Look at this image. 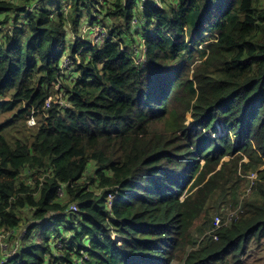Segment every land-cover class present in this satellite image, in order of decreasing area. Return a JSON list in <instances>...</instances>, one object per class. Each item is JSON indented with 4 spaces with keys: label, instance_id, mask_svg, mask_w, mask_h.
I'll use <instances>...</instances> for the list:
<instances>
[{
    "label": "trees",
    "instance_id": "16d2710c",
    "mask_svg": "<svg viewBox=\"0 0 264 264\" xmlns=\"http://www.w3.org/2000/svg\"><path fill=\"white\" fill-rule=\"evenodd\" d=\"M7 114L0 230L17 250L0 264H247L264 245V0H0ZM248 186L191 248L193 223Z\"/></svg>",
    "mask_w": 264,
    "mask_h": 264
},
{
    "label": "rangeland",
    "instance_id": "374dc122",
    "mask_svg": "<svg viewBox=\"0 0 264 264\" xmlns=\"http://www.w3.org/2000/svg\"><path fill=\"white\" fill-rule=\"evenodd\" d=\"M99 30H101V29H99ZM92 41L94 43L97 42L93 35H92ZM197 61H199V57L196 58L193 62L197 63ZM63 100H65V99L63 98ZM50 101H51V103L54 102L56 104L62 105V101L60 103V100L59 101L57 100V96L56 97L54 96L53 100H50ZM11 116H12V114H7V115L1 116L0 117V123L5 122L7 119L11 118ZM194 119L195 118L191 114L187 116V120H188V123L190 124V126H191V124L193 126V124H195L197 122V120H194ZM35 121H36V123L38 122L37 118H35ZM27 127H28V125H27ZM27 127H25V125H23V124H20L17 129L10 130L8 133L9 138L12 141H14L17 138L29 137L32 130H29L31 128L28 127L29 128L28 129ZM238 139H239L238 137H235V143L238 142ZM93 165H95V164L92 163L90 166H93ZM255 176H256L255 174H254V176H251V179H253ZM86 182H89V180H87ZM250 183H252V182H250ZM90 188L93 191H95L96 193L101 194V190H99L98 188H96L92 185ZM245 192H246V195L243 193V194L237 196L238 200L236 201V203L223 205V204H220V202H218V204H216V207H215L214 211L212 212V216L210 218V220H213V223L207 222L209 220V217L204 215V214H202L201 217L193 223L190 234L192 235L193 241L195 243L191 244V248H194V250H199L200 248L205 247L206 246L205 244H207L208 240L210 239L209 237H206L205 241L201 242L205 235H211V236H215V237L217 236L216 234L213 233V229L210 232H207L211 225H213V227L218 230L224 225L225 226L230 225L238 217L239 212H240V206L245 201V199L248 197V195H250L251 187L248 186L247 189L245 190ZM110 200H113V197H110ZM110 200L108 201V203L111 204ZM22 214H23V218L29 217L31 215L30 211L25 212V210L22 212ZM206 224H211V225L209 227H207ZM22 226H23V224H21V227ZM24 232H21L20 230H19V232L15 231V235L18 236L19 243H21L19 240V237H21V235ZM41 237H42V231H39L38 234L36 235V240H40ZM6 238H8L7 231L0 230V260L2 258H5L6 255H9L10 253H12L16 249L15 243H8L6 241ZM114 238L117 239L116 235H114ZM67 242L69 244L71 242V240H69ZM62 245H63V243H58V246H59L58 248H60V251L58 250L56 252V255L59 257L62 256V254H64L63 253L64 250H63V248H61ZM65 249L68 251L69 247L65 246ZM77 251L81 252V254L83 255V254H86L90 251V247H85L81 251H79L77 249ZM84 259L87 260L88 258L85 257ZM177 259H178V257L176 258V256H175L169 262V264H184L183 261H179ZM239 259L241 261L246 262L247 264H264V245L260 246V245H257L256 243H251L248 251L245 253L244 256H241Z\"/></svg>",
    "mask_w": 264,
    "mask_h": 264
},
{
    "label": "clouds",
    "instance_id": "9594fccd",
    "mask_svg": "<svg viewBox=\"0 0 264 264\" xmlns=\"http://www.w3.org/2000/svg\"><path fill=\"white\" fill-rule=\"evenodd\" d=\"M60 95H61V94H56L55 97L57 96V100H58V101H59L60 98H61V100H60V103H61V101H62V95H61V96H60ZM53 98H54V96H52V98H50V99H48V100H49V101H50V100H53ZM48 100L46 101V103H45V105H44V109H45V111H46V116H48V111H47V109L49 108V107L47 106V102H48ZM50 103H51V101H50ZM53 103H54V102H53ZM62 104H63V102H62ZM35 118H36V117L32 116V117L30 118V120H31V119H34V121H35ZM30 120H29V121H30ZM29 121H28V126H29V128H33V127L36 126V124H37L36 121H35V124H34V125H30ZM41 181L44 182V178H42ZM62 189H63V188H62ZM63 193H64V190H63ZM109 200H110V199H109ZM110 201H111V204H112V200H110ZM111 204H110V205H111ZM73 205H76V204H73ZM77 209H78V208H77ZM221 228H222V227H221ZM221 228H220V229H221ZM218 230H219V229H218ZM216 232H217V229H216ZM213 233L216 234L214 231H213ZM216 235H217V234H216ZM210 236H211V235H210ZM211 237H212L213 239H215L216 241L218 240V235H217L216 237H215V236H211ZM114 239H115V238H114Z\"/></svg>",
    "mask_w": 264,
    "mask_h": 264
},
{
    "label": "built area",
    "instance_id": "2783aa9c",
    "mask_svg": "<svg viewBox=\"0 0 264 264\" xmlns=\"http://www.w3.org/2000/svg\"><path fill=\"white\" fill-rule=\"evenodd\" d=\"M99 29H101V30H99ZM102 30H103L102 28H94V35L96 36L97 39H100V38L104 37V34L101 32ZM47 106L48 107L50 106V101L49 100L47 102ZM29 123H30V125H34L35 124L34 119H31L29 121ZM60 194H63V189L62 188L60 189ZM71 207H72V209L77 210V206L76 205H72ZM15 250L12 253H15Z\"/></svg>",
    "mask_w": 264,
    "mask_h": 264
},
{
    "label": "crops",
    "instance_id": "0c3cea01",
    "mask_svg": "<svg viewBox=\"0 0 264 264\" xmlns=\"http://www.w3.org/2000/svg\"><path fill=\"white\" fill-rule=\"evenodd\" d=\"M64 187L66 188V185H65V184H64ZM73 204H74V203H72V204L70 205L69 210H70L71 212H77L78 210H74V209H72L71 206H72ZM16 246H17V245H15V248H16ZM16 250H17V248H16ZM6 256H8V255H6ZM85 257H86L85 255L82 256V258H85Z\"/></svg>",
    "mask_w": 264,
    "mask_h": 264
}]
</instances>
